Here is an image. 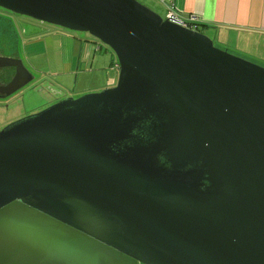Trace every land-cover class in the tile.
<instances>
[{"label":"water","instance_id":"95a60500","mask_svg":"<svg viewBox=\"0 0 264 264\" xmlns=\"http://www.w3.org/2000/svg\"><path fill=\"white\" fill-rule=\"evenodd\" d=\"M88 34L114 85L0 129V264H264V66L138 0H0ZM14 76L34 75L0 55Z\"/></svg>","mask_w":264,"mask_h":264},{"label":"crops","instance_id":"0c3cea01","mask_svg":"<svg viewBox=\"0 0 264 264\" xmlns=\"http://www.w3.org/2000/svg\"><path fill=\"white\" fill-rule=\"evenodd\" d=\"M138 1L165 16L168 1ZM169 6L180 18L196 16L198 30L202 27V32L217 41L221 47L240 52L264 64V0H171ZM56 36H61V39H58L54 51L59 54L64 76L73 74L77 76L89 72L88 77L91 76L89 81H95L97 80L95 78L103 76L98 86L92 90L115 84L117 79L115 75L118 74L117 59L109 49L101 45V42L91 39L88 35ZM39 56L41 54L31 53L26 57L22 56V59L28 67L26 59ZM49 62L55 65L56 58H51ZM101 70L103 74H93V71Z\"/></svg>","mask_w":264,"mask_h":264},{"label":"rangeland","instance_id":"374dc122","mask_svg":"<svg viewBox=\"0 0 264 264\" xmlns=\"http://www.w3.org/2000/svg\"><path fill=\"white\" fill-rule=\"evenodd\" d=\"M10 14L15 16L16 19L20 22V26L18 27L17 32L21 40V55L26 57L31 53L41 54L39 58L37 57L34 59H26L28 67L34 75L33 81L35 82V84H38V88L36 90L39 92L34 91L31 93L28 91L33 85L32 84L17 92L13 97L9 98L7 101L3 102V106L0 107V129L13 120H16L27 114L39 111L43 107L49 105L46 103H48L54 97H77L84 93L99 91L103 88L110 87L106 86L101 87L98 90H92V88L98 86L99 82L101 81V77L103 76L95 78L97 79L95 81H89L91 78V76L88 77L89 72L85 74H78L77 76L76 74H73L71 76H64V71L61 67V60L59 59V54L58 52L54 51V48L57 47L58 39H61V36L56 35L69 34L71 36L76 35L83 37L88 34L69 31L67 29H63L45 22H39L26 16L16 15L13 13ZM91 39L94 38L91 37ZM213 43L214 45L220 48H227L221 47V45H219L218 42L214 39ZM101 45L105 49H109L113 53V51L108 46L102 43ZM227 50L235 55L241 56L254 63L264 66V64L258 61L257 59H254L247 55H243L240 52L238 53L229 48ZM51 58H56L55 65L49 62ZM113 73H115L114 70ZM93 74L101 75L103 74V71H93ZM80 86L82 87L78 89V87ZM43 89L49 90L48 94L42 93L41 90Z\"/></svg>","mask_w":264,"mask_h":264},{"label":"flooded vegetation","instance_id":"af4514ba","mask_svg":"<svg viewBox=\"0 0 264 264\" xmlns=\"http://www.w3.org/2000/svg\"><path fill=\"white\" fill-rule=\"evenodd\" d=\"M3 21V23H2ZM20 26V22L16 19L15 16L10 14V12H7L0 8V55H6L11 56L15 58H20L22 60V63L26 67V63L22 59L21 55V49H20V38L18 34V27ZM30 72L31 70L26 67ZM14 67H5L0 68V86L7 85L14 76ZM33 73V72H32ZM33 84V85H32ZM31 86V88L28 90L29 92L37 91L38 84H35V82H31L27 86L19 89L18 91H15L14 93L5 96L0 97V107L3 106V102L7 101L9 98L13 97L17 92L21 91L22 89ZM51 90V89H50ZM47 89L41 90L42 93L48 94ZM39 92V91H37ZM3 92L0 91V95H2ZM51 99V98H50ZM58 98H52L48 103L50 104L57 100ZM8 124V123H7Z\"/></svg>","mask_w":264,"mask_h":264},{"label":"built area","instance_id":"2783aa9c","mask_svg":"<svg viewBox=\"0 0 264 264\" xmlns=\"http://www.w3.org/2000/svg\"><path fill=\"white\" fill-rule=\"evenodd\" d=\"M166 1H168V5H167L166 14L164 16L165 18H169L171 20H174L175 22H178L179 24H181L182 26H185V27H190L193 29L198 28V25H196V21H197L196 16L190 15L187 18H180L176 15L175 11L172 8H170L169 1H171V0H166Z\"/></svg>","mask_w":264,"mask_h":264},{"label":"trees","instance_id":"16d2710c","mask_svg":"<svg viewBox=\"0 0 264 264\" xmlns=\"http://www.w3.org/2000/svg\"><path fill=\"white\" fill-rule=\"evenodd\" d=\"M202 28V27H201ZM201 28H199L201 30ZM198 29V28H197Z\"/></svg>","mask_w":264,"mask_h":264}]
</instances>
